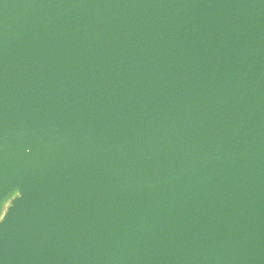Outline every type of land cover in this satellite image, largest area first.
<instances>
[{
    "label": "water",
    "instance_id": "obj_1",
    "mask_svg": "<svg viewBox=\"0 0 264 264\" xmlns=\"http://www.w3.org/2000/svg\"><path fill=\"white\" fill-rule=\"evenodd\" d=\"M0 264H264V0H0Z\"/></svg>",
    "mask_w": 264,
    "mask_h": 264
}]
</instances>
